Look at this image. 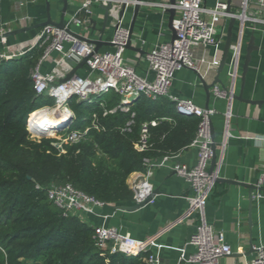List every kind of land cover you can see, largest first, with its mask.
<instances>
[{
	"label": "trees",
	"instance_id": "obj_1",
	"mask_svg": "<svg viewBox=\"0 0 264 264\" xmlns=\"http://www.w3.org/2000/svg\"><path fill=\"white\" fill-rule=\"evenodd\" d=\"M45 48L36 44L0 62V264H148L150 251L131 257L103 254L96 246L94 225L78 214L65 215L48 198V188L70 183L108 205L134 202L131 174L146 171L145 158L156 160L187 148L200 117L178 112L168 96H142L130 103L131 111L106 115L105 108L122 101L116 91L90 100L73 96L67 105L74 116L64 132L91 128L60 152L55 138L32 137L28 128L32 113L55 105L51 96L36 93L32 78ZM152 119L159 123L150 127L151 146L140 152L135 144L141 125ZM131 120V129L125 130ZM30 124L42 128L33 117ZM47 130L43 128L45 135L54 133Z\"/></svg>",
	"mask_w": 264,
	"mask_h": 264
},
{
	"label": "crops",
	"instance_id": "obj_2",
	"mask_svg": "<svg viewBox=\"0 0 264 264\" xmlns=\"http://www.w3.org/2000/svg\"><path fill=\"white\" fill-rule=\"evenodd\" d=\"M83 0H70L66 21L78 13ZM228 1V0H226ZM216 0H206L207 6L215 4ZM104 3L93 4L92 12L87 17L84 25H74L75 32L98 38L103 30V39L111 41L114 35L116 16L110 13L105 22L106 10ZM63 6L62 0H51V16L59 21ZM134 6H129L125 14V24L130 26L133 17ZM47 19L45 0H35L20 5V0H0V27L10 29L24 28L17 34L0 39V53H19L33 46L38 38L41 28H33L36 24ZM169 13H163L160 8L142 5L136 21L133 36L134 46L141 48L140 53L134 49L125 52L126 61L133 64L138 73L153 78L149 72L146 54L159 42L172 38V30L169 25ZM229 19L222 22L219 32H224L223 42L219 47L211 46L204 50L196 48L195 55L208 58H221L226 39ZM239 24L234 27V40L237 38ZM255 34V44L258 49L252 54L249 71L244 88V98L261 101V104L251 103L241 99L216 97L213 90L208 99L205 86L198 74L189 68H183L175 73L169 99H192L198 106L214 108L216 113L212 121L215 130V141L218 152V175L227 180H236L250 186L253 189L223 181L216 182L206 206L207 221L216 232H224L226 241L231 245L232 253L221 259V264H244L256 256L255 247L264 244V199L257 200L259 189L264 192V145H259L257 137L264 136V25H258L255 30L250 26L244 35V44L241 57L240 71L235 86V94L241 89V72L245 49L252 34ZM221 35V34H220ZM68 48L71 43H65ZM111 45H102L100 52L113 51ZM58 52L44 59L40 70L43 73L57 71V81L60 82L71 71V66L65 62L58 63ZM230 63L218 74V68L213 69L205 78L207 83L214 82L231 89L232 79L229 74ZM78 74H87L86 66L78 71ZM219 76V77H218ZM172 97V98H171ZM230 111L231 114L227 115ZM225 141V148L222 142ZM159 159L154 161L150 173L134 172L129 177V184L135 193V189H143L145 192L152 188H159L161 193L146 206L135 211L115 209V205L106 204L97 209L95 214H81L83 221L90 225L105 224L117 227L129 232L138 239L153 238L156 246L153 251L158 252L162 264H193L181 261V255L194 252V247L188 244L198 222L197 214L193 213L184 217L190 207L186 198L193 190L190 183L179 176L173 165L175 162H183L189 166L197 163V150L187 147L170 158L165 165H159ZM216 167V168H217ZM134 185V186H133ZM136 187V188H133ZM259 188V189H258ZM141 189V190H142ZM134 202L125 204H134Z\"/></svg>",
	"mask_w": 264,
	"mask_h": 264
},
{
	"label": "built area",
	"instance_id": "obj_3",
	"mask_svg": "<svg viewBox=\"0 0 264 264\" xmlns=\"http://www.w3.org/2000/svg\"><path fill=\"white\" fill-rule=\"evenodd\" d=\"M30 1L35 0H20V5ZM205 1L176 0L175 4H172L170 0H83L78 13L66 21L64 28L52 25L42 27L35 44L28 49L36 44H46L44 54L32 72L36 93L38 95L47 94L55 99L54 106L43 108L62 107L68 111L67 114L73 117L74 111L67 105L73 96H77L80 100H90L93 97L99 98L110 91H116L121 95L122 101L113 108H105L104 115H106L115 113L118 110L131 111L130 103L142 96L152 100H157L162 96L170 97V89L178 70L189 68L194 70L201 79H205L213 69L219 67L221 58H208L206 55L197 57L195 49L200 47L206 50L211 46L218 48L219 44L223 42L222 37L225 34L223 31L219 32V28L224 20L226 21L233 16L236 18V23L239 24V31L237 38L233 41L232 53L229 59V74L232 79V86L229 89L215 84L212 88L216 97L228 98L231 102L234 99L235 86L240 71L245 31L249 26L255 30L258 25H264V0H232L233 12L227 11L228 2L226 0H216L212 6H207ZM96 2L104 4L112 2L113 4L111 14L113 13L116 16L114 35L111 40L114 44L113 51L95 52L94 46L86 42L81 44L80 49L75 46L78 40L71 32L72 27L74 25H84L87 22V17L91 14L93 4ZM136 3H140L141 6L149 5L160 8L163 13H167L168 9L172 7L176 10L173 26L177 37L157 43L146 54L149 72L154 75L153 78L139 74L135 66L126 61L125 58L126 46L129 40V27L125 24V15L119 16V10L123 5H126L127 10L129 6H134ZM83 14L87 17H84ZM8 31L10 29L1 26L0 36ZM2 38L5 41V37ZM66 42L71 43L68 48H66ZM26 50L19 53L2 52L0 53V62L2 58L8 59L23 55ZM53 52L60 54L57 60L58 63L65 62V57L73 52H76L81 58L88 56L87 74L85 76L78 74L65 82H58L57 71L43 73L40 70L41 63L44 59L50 57ZM173 100L178 112L200 117L196 136L188 146L196 148L197 163L194 166H189L178 161L173 165L175 172L185 178L193 190L191 195L186 196L190 202V207L184 217L193 213L198 216L195 231L188 242L194 247V252L186 255L184 250L181 261L193 264H221V259L230 255L232 248L226 241L225 233L216 232L206 218V206L219 177L218 167L213 172L210 171L213 156L211 120L216 111L214 108L200 107L192 99L173 98ZM100 105L105 107V102L100 101ZM32 114L28 119V128L31 134L37 135L39 138L51 137L54 134V137L51 138H55L53 144L60 152L65 151V143L79 142L91 128L88 125L84 129L71 132H64L63 130L59 133L54 132L49 136L41 134L45 132L43 129L31 126ZM230 114L231 112L228 111L227 115ZM134 115L135 113L132 112V116ZM132 123L133 120L127 124L125 130H130ZM158 123L157 119L142 123L140 136L135 144L138 151L145 152L150 148V127L156 126ZM92 124L97 126L96 120H93ZM257 142L259 145H264V136L257 137ZM225 144V141L221 144L223 149ZM174 156L161 157L159 165H165ZM154 161L155 159L145 158L147 173H150ZM145 185L147 186V184ZM141 189H135V200L138 199L136 192ZM48 198L61 208L65 215L95 214L98 208L106 205L104 201L78 190L70 183L51 184L48 188ZM256 199H264V192L261 189L258 190ZM94 228L96 246L102 250L103 254L123 253L131 257L150 251L146 259L147 263L162 264L159 253L153 251V247L156 246L153 238L138 239L129 232L105 224L94 225ZM255 249L257 253L255 258L244 264H264V244L256 246Z\"/></svg>",
	"mask_w": 264,
	"mask_h": 264
},
{
	"label": "water",
	"instance_id": "obj_4",
	"mask_svg": "<svg viewBox=\"0 0 264 264\" xmlns=\"http://www.w3.org/2000/svg\"><path fill=\"white\" fill-rule=\"evenodd\" d=\"M62 1H63V6H62L61 16H60L59 21L54 20L51 16V0H45L46 9H47V19L36 24L35 26H33V28H42V27L47 26V25H52V26H55L58 28H64L66 25V17H67V11L69 8L70 0H62ZM138 1H141V0H138ZM170 2L172 4H175L176 0H170ZM227 2H228L227 11L233 12L232 4H231L232 0H228ZM104 8L106 10V14H105V22H106L110 16L111 10L113 9L112 2H109L106 5H104ZM140 8H141L140 3H136L134 5L133 17H132V20H131V23L129 26V40H128L126 47H127V49H134V50H137L138 52L142 53L144 51L141 48L134 46V44H133V36L135 33V26H136V21H137L138 15H139ZM126 11H127L126 5H123L121 7V9L119 10V16L120 17L124 16L126 14ZM168 13H169L168 25H169L170 29L172 30V39H175L177 37L176 30L173 26V20H174L175 13H176L175 8L174 7L169 8ZM235 25H236V18L232 16L229 19V25H228L227 35H226V39H225V43H224L223 54L221 57L220 65L218 67V74H220L224 70V68L228 65V62H229V59H230V56L232 53ZM24 30H25L24 28H20V29L8 31V32L4 33L2 36H0V39L2 37H8V36L17 34V33L22 32ZM71 32L73 33L74 37L78 40L75 44L77 49H80V46L83 42L92 44L94 46L95 52H99L102 45L107 44V45L114 46L112 41H105L103 39V30L101 31L102 34L98 38H90L89 36L79 34L73 30H71ZM255 41H256V36L253 33L250 36V39H249L247 46H246V49H245L243 65H242V72H241V89H240L239 94H234V99H241V100H245V101H248L251 103L261 104V101L249 100V99L244 98V96H243L244 95V88H245V84H246V78H247L250 63L252 60V54L255 50L258 49V46L255 44ZM87 59H88V56L81 58L76 52H73L69 56H66L64 61L69 66H71V71L60 82H65V81L69 80L71 77L78 75V71L80 69H83L86 66ZM202 82L205 86L207 96L209 99L211 96V90H212L213 86L215 84H217L218 82H220V80H219V78H217L214 82L207 83L205 79H202ZM224 88H226V87L224 86ZM207 108H209L208 104H207ZM60 119L62 121L55 124L54 127H52V126H50V124H48V125H45L44 129H46V130L52 129L56 133L62 132L70 124L72 116L66 113L65 115H61ZM67 121H68V124H65V122H67ZM40 129H43V128H40ZM211 136H212V140H213V143H212L213 156H212V160H211L210 171L213 172L216 169L217 164H218V152H217V143L215 141V137H216L215 136V130H214V125H213L212 120H211ZM219 181L238 184V185H244V186H247L251 189L254 188V186H250V185H247L245 183L238 182L236 180H227V179L218 177L217 182H219ZM145 188H146V185L144 186V188L142 190H138L136 192V197L139 200L137 199L134 204H131V205H129V204H117V205H115V209H120V210H125V211H135L137 209H140V208L146 206L148 203L152 202L154 200V197L157 194L161 193V190L159 188H152L148 193H146Z\"/></svg>",
	"mask_w": 264,
	"mask_h": 264
},
{
	"label": "bare ground",
	"instance_id": "obj_5",
	"mask_svg": "<svg viewBox=\"0 0 264 264\" xmlns=\"http://www.w3.org/2000/svg\"><path fill=\"white\" fill-rule=\"evenodd\" d=\"M68 111L62 107H56L54 109H46L43 108L39 111H36L34 115L32 114V117L36 122H38L42 128L45 127V125L50 124V126L54 127L55 124L61 122L60 119L61 115H65ZM31 117V119H32ZM50 120V121H49ZM52 130V129H50ZM49 129L47 130L50 131Z\"/></svg>",
	"mask_w": 264,
	"mask_h": 264
},
{
	"label": "rangeland",
	"instance_id": "obj_6",
	"mask_svg": "<svg viewBox=\"0 0 264 264\" xmlns=\"http://www.w3.org/2000/svg\"><path fill=\"white\" fill-rule=\"evenodd\" d=\"M13 58H15V57H13ZM88 111H89V109L87 108V109H86V113H87ZM65 124H68V121L65 122ZM44 134H46V132H45ZM53 135H54V134H53ZM53 135H51V137H54ZM49 136H50V135H49ZM32 137L39 138V136H37V135H35V136L32 135ZM51 137H50V138H51Z\"/></svg>",
	"mask_w": 264,
	"mask_h": 264
}]
</instances>
